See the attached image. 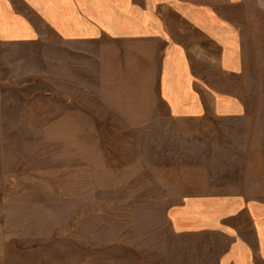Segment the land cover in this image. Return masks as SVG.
<instances>
[{"label": "crops", "instance_id": "1", "mask_svg": "<svg viewBox=\"0 0 264 264\" xmlns=\"http://www.w3.org/2000/svg\"><path fill=\"white\" fill-rule=\"evenodd\" d=\"M0 44L102 122L223 118L224 190L167 207L162 264H264V0H0Z\"/></svg>", "mask_w": 264, "mask_h": 264}, {"label": "rangeland", "instance_id": "2", "mask_svg": "<svg viewBox=\"0 0 264 264\" xmlns=\"http://www.w3.org/2000/svg\"><path fill=\"white\" fill-rule=\"evenodd\" d=\"M35 51L0 44V264H162L167 207L224 190V119L99 121Z\"/></svg>", "mask_w": 264, "mask_h": 264}]
</instances>
